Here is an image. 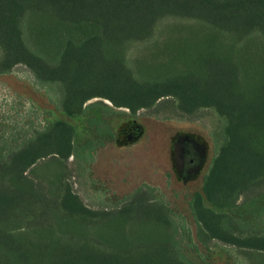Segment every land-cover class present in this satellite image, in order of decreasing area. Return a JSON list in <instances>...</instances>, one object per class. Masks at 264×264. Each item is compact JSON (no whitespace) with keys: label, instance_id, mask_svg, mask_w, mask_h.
Segmentation results:
<instances>
[{"label":"trees","instance_id":"obj_1","mask_svg":"<svg viewBox=\"0 0 264 264\" xmlns=\"http://www.w3.org/2000/svg\"><path fill=\"white\" fill-rule=\"evenodd\" d=\"M169 32L179 33L177 38L207 36L200 59L176 52L169 40L156 64L130 63L131 48L154 44ZM16 65L41 84L58 85L68 117L83 116L102 99L131 115L168 101L186 119L211 110L221 123L216 154L201 193L189 201L197 238L264 264V229L243 227L223 211L241 197L264 201V0H0V74ZM96 98L101 100L86 105ZM75 135L72 125L55 121L0 156L2 264H190L171 237L167 210L143 189L111 211L86 207L63 176L54 195L39 192L27 170L50 155L60 160L73 155ZM22 188L49 199L53 222L27 220L19 207ZM139 199L152 207L147 220L161 231L151 243L130 246L114 238V252L62 248L56 261L42 260L22 243L31 227L95 229L112 220L132 221L130 207Z\"/></svg>","mask_w":264,"mask_h":264},{"label":"rangeland","instance_id":"obj_2","mask_svg":"<svg viewBox=\"0 0 264 264\" xmlns=\"http://www.w3.org/2000/svg\"><path fill=\"white\" fill-rule=\"evenodd\" d=\"M178 34L162 33L154 44L131 48L130 63L156 64L165 57L163 44L169 40L176 52L188 51L197 62L206 48L203 42L207 36L196 33L177 38ZM60 99L58 85L39 83L23 65L0 74V156L55 121H65L75 129L73 155L66 160L50 155L27 170V178L40 193L54 195L63 176L86 207L111 211L143 189L147 199L167 210L171 237L190 264H252L248 256L231 246L217 241L204 246L197 238V225L190 212L189 201L201 193L203 178L216 154L221 123L211 110L186 119L168 101L131 115L125 108H114L108 100L96 98L86 105L97 100L106 105L89 106L83 116L68 117L61 110ZM49 206V199H39L38 192L21 189L20 211L28 213L31 223L53 222ZM130 211L132 221L112 220L95 229L53 227L41 232L31 227L21 240L33 255L44 256V261H56L62 248L83 254L95 249L114 252V238L130 246L151 243L161 233L147 220L152 207L139 199ZM223 211L243 227L264 229L263 200L241 197L234 208ZM93 241L99 244L94 247Z\"/></svg>","mask_w":264,"mask_h":264}]
</instances>
